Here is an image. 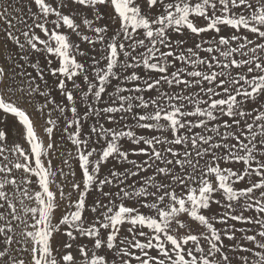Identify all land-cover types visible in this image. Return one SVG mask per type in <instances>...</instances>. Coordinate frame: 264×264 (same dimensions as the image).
Returning <instances> with one entry per match:
<instances>
[{
    "label": "snow or ice",
    "instance_id": "obj_1",
    "mask_svg": "<svg viewBox=\"0 0 264 264\" xmlns=\"http://www.w3.org/2000/svg\"><path fill=\"white\" fill-rule=\"evenodd\" d=\"M0 264H264V0H0Z\"/></svg>",
    "mask_w": 264,
    "mask_h": 264
}]
</instances>
